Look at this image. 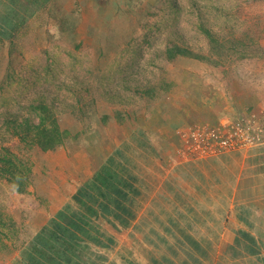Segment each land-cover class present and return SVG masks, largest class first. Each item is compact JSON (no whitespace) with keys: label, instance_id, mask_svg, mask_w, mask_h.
Listing matches in <instances>:
<instances>
[{"label":"crops","instance_id":"crops-1","mask_svg":"<svg viewBox=\"0 0 264 264\" xmlns=\"http://www.w3.org/2000/svg\"><path fill=\"white\" fill-rule=\"evenodd\" d=\"M54 2L70 10L76 0H0L3 46L23 26L37 29V49L45 39L38 21ZM198 95L164 97L130 122H93L96 139L60 115L61 128L81 131L75 139L86 145L68 141L37 158L48 172L33 170L37 184L45 180L42 200L29 202L25 217L20 212L28 230L20 229L24 239L9 253L19 255L0 264H264V134L246 149L188 152L182 133L212 123L222 101L206 111ZM258 110L223 122L256 116L264 126Z\"/></svg>","mask_w":264,"mask_h":264},{"label":"rangeland","instance_id":"rangeland-1","mask_svg":"<svg viewBox=\"0 0 264 264\" xmlns=\"http://www.w3.org/2000/svg\"><path fill=\"white\" fill-rule=\"evenodd\" d=\"M76 2L82 5L80 11L83 29H77L79 31L75 38L84 46L83 50L77 51L76 59L79 64L73 68L71 65L74 62L71 58L63 50L51 47L53 43L48 41V43L41 41L40 48L32 50L36 45L37 29L30 30L29 27L22 29L25 31L23 44L25 51L22 57L14 56L13 68L17 72L16 79L25 80L20 87L10 90L7 94L12 99H17L11 112L17 113L21 106L39 100L40 95H43L42 98L47 102L57 99L58 102H54L53 106L58 114L65 116L69 114L67 117L70 121L77 120L78 124L87 126L90 131L94 130L96 139L98 129H93L94 125L89 119L85 121L84 117H80L82 113L78 111L80 104L77 102L79 97L85 98L82 101L83 109L96 107V112L111 117L116 115L123 123L130 122L135 113L145 116L152 108V104H158L157 101H163L165 98L176 100L179 93L186 99L194 95L195 91L198 92L201 95L198 101H205L203 107L206 111L216 101V97H222L221 107L224 114L221 113L219 106L221 103L218 106L215 104L210 113L214 118L212 123H198L189 128L198 126L217 128L224 123L223 121H229L230 115L235 113L243 112L246 115L247 110L264 111V0H131V2L108 0V6L100 18L96 17L95 0ZM170 2L175 4L174 9L171 8ZM113 4L118 6L119 12H116ZM67 6L68 4H63L62 9L66 10L67 8L63 7ZM57 13L55 11L54 16ZM106 18L109 20L105 21ZM86 25H93L97 29L89 34L85 31ZM202 27L224 41L231 38L229 32L236 37L244 32L251 33L255 40V45L251 48L256 54L246 60H241L240 54L232 55L220 63L221 67L205 60L177 58L169 62L162 57L165 44L172 41L194 53L216 58L209 54V42ZM3 47L0 48L2 49L0 52L2 56H7L8 47L6 44ZM53 55L57 57L61 55L62 62L67 63L59 69L57 81L48 87H44V84L31 87L28 83L31 79L28 78L32 73L28 65L31 62L40 63L41 60L52 58ZM106 65L109 71H106ZM8 67L6 59H0V81ZM161 81L172 84L167 93L156 91L157 97L164 94L165 98L156 97L151 100L134 92V89L140 87H158ZM124 85L130 87V90H122ZM91 99L95 100L96 106L85 105V102ZM100 106L101 108L97 110ZM198 107V111L203 108ZM224 107L228 108L227 111ZM5 109L3 107L1 111ZM13 113L10 118L14 116ZM71 114L76 117H71ZM221 114L223 117H220ZM15 122L21 124L22 118L18 117ZM108 124L107 119L103 126ZM147 127L149 130L150 126ZM72 132L81 131L74 129ZM22 141L18 136H13L8 129H3L0 123V146L8 148L33 170H37L43 176L46 175L48 172L37 159L43 152L31 142ZM72 142L86 145L79 142V138L72 139ZM93 143H96V140ZM68 170L66 168L64 172ZM31 182L29 192L25 193L27 195H20L14 192L10 184L0 179V215L7 224L0 235L1 263L4 262L5 256L13 259L19 255L16 254L18 250L13 255L9 253L12 254L24 239V232L21 234L20 229L26 232L28 230L26 220L20 219V212H24V216L29 202L42 200L39 191L45 180L43 182L41 179L37 184V179L33 180L31 176ZM10 222L13 223V228ZM22 222L25 224L23 227L20 226ZM14 225L17 230L14 229ZM63 244L66 245L65 242Z\"/></svg>","mask_w":264,"mask_h":264},{"label":"trees","instance_id":"trees-1","mask_svg":"<svg viewBox=\"0 0 264 264\" xmlns=\"http://www.w3.org/2000/svg\"><path fill=\"white\" fill-rule=\"evenodd\" d=\"M107 1L108 0H95L97 18H100L99 16L106 10L108 6ZM127 1L131 2V0ZM169 4L171 8L174 9L173 7L175 4L171 2ZM71 6L72 7L70 10H63L60 8V5L54 2L46 9L45 16L42 17L38 22L40 23L41 27H45L44 34H40L45 38L43 41H46V43L51 42L53 43L51 47L54 46L55 49L63 50L64 53H66L67 56L70 57L74 62L71 66L76 68V66L79 64V61L76 59V56L78 55L77 51L81 49L83 50L84 47L82 42L75 38L77 31H79L77 29H83L81 26L82 12L80 11L82 5H80V3L78 5V2H74ZM113 7L116 9V12H119L117 5L113 4ZM55 11L58 13L54 16ZM104 20L107 21L109 19L106 18ZM24 28L21 26L15 31ZM96 29L97 27H94L93 25L85 26V31L89 34L95 32ZM203 33L209 42V54L216 58H207L204 55L194 53L188 48L181 47L172 41H167L165 44L164 49L162 50V57L169 62H172L177 58L205 60L207 62H211L215 66L221 67L222 65H220V63L225 62L232 55L235 56L236 54H240L239 58L241 60H246L250 56H254L256 54H254L253 49L251 48L255 45V40L252 38L251 33L244 32L241 36L236 37L232 32H229L231 34V38L226 39V41L217 37L215 34H211L209 30L204 28ZM41 36L38 37V41L40 40ZM24 42V34L17 32L14 35L13 40L8 42L7 56H2V49H0V59H6L7 65L9 66L0 81V115L2 116L0 123L3 125V129H8L10 132H12L13 136H18L21 140H23L22 142H31L32 145H35L43 153L52 152L56 148L67 145L68 141H72V139L77 138L79 134L75 136V134H77L76 132L69 133L65 129L61 128L59 123L60 114H58L59 112L53 106L54 102H58L57 99L47 102L42 98L43 95H40L39 100L33 101L30 104L21 106L20 109H17L16 112L19 113V115H17V113L11 112L12 108L16 105L15 101H17V99H12L10 96H7V94H9L10 90H15L17 87H20L23 83V80H25L16 79L17 72L13 68L14 56L18 55L22 57L24 55ZM3 43L4 42H0V48H3ZM46 46L49 47L50 45ZM44 54L47 55V53ZM58 57L57 55H53L52 58L47 57L46 59L41 60L40 63L31 62L28 65V68L31 70L32 74L30 78H28L31 80L29 82L27 80V82L31 85V87L34 88L35 86H41L43 84L44 87H48L49 85H52L53 82L57 81L59 69L63 68L62 66L64 64H67L65 61L62 62L63 59H60V57H62L61 55ZM37 64H39V66ZM105 69L106 71H109V67L107 65L105 66ZM123 80L125 82V78H123ZM171 87L172 84L170 82L164 83L161 81L158 87H140L134 89V92L136 95L145 96L148 99L153 100L157 97V90L162 93H167ZM122 90L128 91L130 90V87L124 85L122 86ZM164 96L166 95L163 94L157 98L162 99ZM84 99H81L80 97L77 98V102L80 104H78V111L79 113H82L80 117H84L83 120L86 121L89 119L90 123L92 124L93 122H100L101 125H103V123L105 124L107 119L108 121L110 120L109 116L105 114L102 115L100 112H96V107L92 109L91 106V109L89 110L86 107L83 109L84 104L82 101H84ZM87 104H94L96 106V102L93 99L85 102V105ZM3 107L6 109L1 111ZM100 108L101 106L97 107V110ZM12 113L14 116L10 118ZM70 116L73 117L74 115L71 114ZM115 116L116 115H113L112 118H114L116 122H122V120ZM242 116L243 115H239V117ZM18 117L22 118L21 124L15 122ZM230 119L235 120V118ZM87 130L89 131L88 128L85 129V131ZM32 174L33 169L31 166H28L23 161H21L17 156L10 152L8 148L0 146V179L10 184L14 192L19 194L27 193L28 187L30 183H32ZM10 224L13 228V223L10 222ZM5 226H7V224L0 215V235L2 234V230L6 229ZM14 229L17 230L16 225H14Z\"/></svg>","mask_w":264,"mask_h":264},{"label":"built area","instance_id":"built-area-1","mask_svg":"<svg viewBox=\"0 0 264 264\" xmlns=\"http://www.w3.org/2000/svg\"><path fill=\"white\" fill-rule=\"evenodd\" d=\"M264 126L256 116L236 122H225L217 128L198 126L182 133L186 150L198 156H206L241 148L246 149L261 142Z\"/></svg>","mask_w":264,"mask_h":264}]
</instances>
